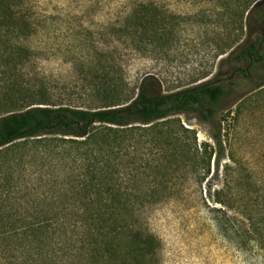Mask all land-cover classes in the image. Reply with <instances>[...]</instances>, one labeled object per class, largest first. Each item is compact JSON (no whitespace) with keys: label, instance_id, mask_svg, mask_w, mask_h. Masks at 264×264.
<instances>
[{"label":"trees","instance_id":"obj_1","mask_svg":"<svg viewBox=\"0 0 264 264\" xmlns=\"http://www.w3.org/2000/svg\"><path fill=\"white\" fill-rule=\"evenodd\" d=\"M263 4L256 0L243 14H255ZM22 7L21 0H0V62L7 77L30 62V49L23 42L31 38L32 24ZM158 21L156 7L136 6L115 26L117 42L130 41L136 51H143L148 29L155 37ZM226 61L230 76L225 82L207 80L168 92H155L151 76L131 93L119 88V80L112 83L103 76L95 95L99 103L88 108L34 100L20 92L15 102L19 109L0 115V264H158L159 240L142 223L147 205L159 193L149 184L170 175L166 163L171 158H180L182 167L193 172L206 171L204 177L212 158L206 150L199 151L195 133L165 125L174 123L175 116L192 113L209 125L222 153V121L217 119L221 102L248 83L251 87L236 101L264 89V30L255 38L249 33ZM9 92L7 104L15 101L14 91ZM189 133L193 143L186 140ZM27 141L39 145L37 151L25 153L33 154V165L39 151L50 147V183L32 184L50 186L43 193L23 187L15 168L20 166L15 154ZM133 143L139 155L132 154ZM152 155L165 162L154 163ZM240 191L217 192L222 199L216 202L242 213L258 229L263 225L257 221L262 204ZM223 216L230 218L227 212ZM242 232L248 230L241 227L233 234L239 238Z\"/></svg>","mask_w":264,"mask_h":264},{"label":"rangeland","instance_id":"obj_2","mask_svg":"<svg viewBox=\"0 0 264 264\" xmlns=\"http://www.w3.org/2000/svg\"><path fill=\"white\" fill-rule=\"evenodd\" d=\"M255 1L21 0L22 11L32 24V36L23 42L30 49V62L10 77L4 75L0 62V115L19 109L16 103L22 91L35 96L34 100L96 106L103 76L112 83L119 80V88L130 93L147 76L154 78L151 88L155 92L207 80L225 82L230 76L226 61L230 52L249 33L255 38L264 30V4L255 14H243ZM144 3L157 8L159 30L152 37L153 31L148 29L144 49L139 52L130 41L117 42L115 26ZM250 87L248 83L231 91L219 106L222 153L211 139L209 125L192 113L175 116L174 123L165 125L172 131L183 126L195 133L199 151L206 150L212 158L205 177L206 171L193 172L189 166L182 167L180 158H171L166 163L170 175H160L156 183L149 184L159 193L147 205L142 223L159 240L158 264H264V214H260L264 213V89L235 99ZM9 90L14 91L15 101L7 104L4 97L10 95ZM193 133L185 136L190 143ZM38 147L27 141L15 154L23 187L50 183V147L45 153L39 151L35 165L33 154H25ZM138 148L132 145L134 156L139 155ZM158 158L149 156L154 163L165 162ZM246 182L253 185L248 187ZM44 185L37 183L33 188L43 193L50 188ZM238 189L259 198L262 205L257 221L263 225L258 229L242 213L216 202L222 199L217 192L232 195ZM241 227L248 233L237 238L233 233Z\"/></svg>","mask_w":264,"mask_h":264}]
</instances>
